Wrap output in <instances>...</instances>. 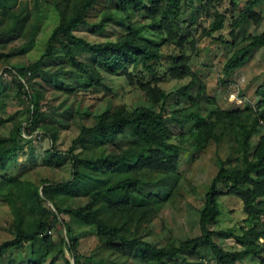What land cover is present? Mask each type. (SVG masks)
Instances as JSON below:
<instances>
[{
    "label": "trees",
    "instance_id": "16d2710c",
    "mask_svg": "<svg viewBox=\"0 0 264 264\" xmlns=\"http://www.w3.org/2000/svg\"><path fill=\"white\" fill-rule=\"evenodd\" d=\"M97 1L56 0L54 8L59 21L52 29L39 61L5 71L14 78L13 87L19 92L17 97L26 100L30 108L28 127H23L19 122L8 139H0V144L7 143L0 146V170L4 167L5 156L17 151L18 140L28 141L23 133L32 135L35 130L29 127L38 126L42 116L41 102L46 91L34 87L32 81L44 60H60L63 64L62 69L52 76L54 82L59 84L53 86L55 90L69 95L78 89H107L101 73L123 76L129 85L135 86L133 73L138 70L137 89L151 107L140 106L128 110L118 106L102 112L91 127H81L66 153L72 162L73 181L64 186L78 191L80 195L77 198H84L83 204L65 205L59 198H54V185L49 184L47 179L41 182L44 184L41 193L38 186L28 180L21 182L9 178L1 183L0 190L5 189L1 192L3 197L11 199V203L8 202L14 209L18 208V220L14 237L0 243V264H4L3 258L9 250L20 248L25 243L31 244L34 253L28 264H45L50 255L52 262L47 264H55L57 256L61 257L63 264H84L77 250L78 242L71 236L74 225L77 228H93L108 253L130 260L139 258L143 264H168V260L172 261L169 264H205L207 259L200 254L202 251L209 252L217 264H237L246 256L258 259V264H264V133H260L256 144L250 143L260 129L259 119H264V79L255 91L262 107L260 111L255 110L248 115L238 110L217 112V117L229 122L228 127L234 134L235 158L231 166L228 161H220L209 184L204 202L198 210L199 235L155 247L143 240L138 231L158 216L161 204L173 201L171 185L173 178L178 176L181 154L187 151L185 144L188 143L190 149L196 152L203 150L212 140L216 125L210 119L213 114L207 117L200 115L198 102L188 93L194 82L200 81V77L191 69V57L182 47L189 34L188 30L187 35L184 34L180 22L182 0H109L116 3L115 10L106 8L96 23L89 24L87 14ZM260 2L246 0L232 20L229 30L232 48H236L235 33L243 23L251 21L258 24L261 21L260 14L255 11ZM41 3V0H0L3 35L8 32L11 35L20 32L33 35L38 27L36 14ZM33 10L35 15H32ZM145 20L154 23L150 30L162 38L159 44H153L141 36L146 28L142 24ZM111 24L124 28L122 35L116 39L89 42L74 34L82 26L90 27L94 33H103ZM223 28L224 17L217 13L202 35L212 37ZM219 40L222 41V38ZM243 41L246 44L234 49L223 65V76L228 77L232 71L242 68L254 49L264 48V30L256 35H247ZM188 43L197 54L198 39L192 37ZM163 46L176 48L178 55L169 61L167 71L160 74L157 68L163 57ZM67 74L76 76V81L66 83L62 78ZM166 78L190 79L174 92L188 98L189 107L174 111L170 118H167L166 110L173 93H167L159 85ZM219 83L225 82L219 79ZM184 122L191 124L188 132L181 129V133H173L174 128L171 127L174 126L170 123ZM43 128L54 144L58 140L56 131L51 127ZM78 146L87 154L78 157L74 152ZM56 156L51 154V157ZM146 175L164 179L155 183L146 182ZM219 183L226 188L224 194L234 196L242 203L244 218L238 230L232 227L220 232L232 238L241 247L239 251L222 249L214 239L215 230L210 228L220 216L218 201L222 193L218 190ZM147 185L149 189L145 190ZM27 199L33 201L39 212L37 214L35 211L33 221L25 227L22 211L28 207ZM69 199L73 203L74 195H70ZM45 201H49L53 209H44L42 204ZM64 215L68 216V221ZM52 231L56 238L50 235ZM67 252L72 258L67 256Z\"/></svg>",
    "mask_w": 264,
    "mask_h": 264
},
{
    "label": "rangeland",
    "instance_id": "374dc122",
    "mask_svg": "<svg viewBox=\"0 0 264 264\" xmlns=\"http://www.w3.org/2000/svg\"><path fill=\"white\" fill-rule=\"evenodd\" d=\"M41 1L40 10L36 14L38 27L33 35L25 34V32H20L22 35L20 33L11 35L9 32L3 35L4 25H0V99L3 98L0 100V139H8L19 122L23 124V127H28L27 118L30 105L26 100L17 97L19 92L13 87L14 78L5 71L12 67H26L41 58L46 41L59 21L58 12L54 8L56 0ZM245 2L246 0H182L181 2L180 22L185 30L184 34L187 35L186 31H189L182 47L191 57L189 62L191 69L200 77V81L194 82L188 93L198 102L199 113L202 117L213 114L210 119L215 123L216 129L212 140L199 152L190 149L188 143L185 144L187 151L181 154L178 176L173 178V185H171L170 193L173 201L161 204L158 216L148 226L139 229L138 235H142L143 240L155 247L165 246L169 241L186 240L199 235L198 210L204 202V195L209 184L218 170L220 161H228L229 166L234 161V134L228 127L229 122L217 117V112L238 110L242 111L243 115H248L254 113L255 110L262 109L255 91L264 79V48L254 49L249 54L245 65L232 71L228 77L223 76L221 71L234 49L246 44L243 39L247 35H256L264 30V0H261L255 8L262 18L261 21L258 24L251 21L243 23L235 33L236 48H232L230 44L233 41L229 35L230 24ZM115 5L114 1L98 0L87 14L88 23H96L106 8L114 11ZM31 8L32 3L30 2ZM217 13L224 17V28L215 32L212 37H204L202 31L208 29ZM33 14L35 15L34 10ZM115 15L119 16L116 12ZM142 24L146 28L141 32V36L153 44H159L162 38L150 30L154 23L145 20ZM123 32L124 28L121 25L111 24L103 33H94L90 27L82 26L77 28L74 34L89 42H101L116 39ZM192 37L198 39L197 54L191 50L188 43ZM220 37L222 41L219 40ZM161 49L163 57L157 69L158 73L163 74L167 71L169 61L178 55V50L171 46H163ZM62 66L60 60H44L40 71L34 74L32 85L46 91L40 108L42 116L37 128H34V125L29 127L35 130V133L32 135L23 133V137L28 141L18 140L17 151L5 156L4 167L0 170V185L9 178L21 182L28 180L38 186V191L41 193L44 185L41 182L47 179L49 184L54 185L52 190L54 198H59L62 203L65 202V205L78 206L84 203V198H77L80 195L78 191L64 185L73 181L72 162L66 153L81 127H91L96 117L102 112L113 110L118 106L131 110L140 106L151 107V104L137 89L138 70L133 73L135 86L129 85L123 76L101 73L107 89H78L73 95H69L54 89V86L59 84L54 82L52 76L54 72L61 70ZM75 77L73 74H67L62 79L66 83H71L74 82ZM219 79L225 83H219ZM189 80V78L182 81L166 78L159 84L167 93H173L167 104V118H170L174 111L189 107L188 98L174 94ZM260 120L264 121L263 118ZM170 125L174 126L171 127L174 128L173 133H181V129L188 132V128L191 127V124L186 122L170 123ZM45 126L56 131L58 140L54 144L44 133L46 130L43 127ZM187 132L186 137H188ZM257 132L250 141L253 145L260 133H264V129H259ZM6 144L3 142L0 146ZM74 152L78 157H82L83 153L87 154L80 146ZM51 154L57 156L51 157ZM160 179L164 178L151 175L144 177L146 182L152 183ZM147 189H149L148 185L145 186V190ZM4 190H0V243L14 237L15 223L18 220V208L14 209L8 202L11 203V199L3 197L1 192ZM218 190L222 193L218 201L220 216L210 228L215 230L214 239L222 249L236 250L239 248L232 238L225 237L220 232L232 227L235 231L238 230V225L240 226L244 218L242 203L240 199L224 194L226 188L222 183L218 184ZM70 195H74L73 203L69 199ZM26 203L28 207L22 211L25 227L39 212L32 200L27 199ZM42 207L53 209L49 201H45ZM64 218L66 221L69 220L66 215ZM73 227L71 236L75 237L78 242L77 250L82 256V263L143 264L139 258L130 260L108 253L99 242L93 228H77L75 225ZM54 233L52 231L49 234L56 238ZM63 233L65 234L64 230ZM200 254L205 255L207 259L205 264H217L209 252L202 251ZM33 256L31 244L25 243L20 248L9 250L3 258V263L28 264ZM67 256L72 258L68 252ZM50 262H52V255L47 258L45 264ZM71 263H73L72 260ZM167 263H172V261L168 260ZM55 264H63L60 256H57ZM237 264L248 263L242 259Z\"/></svg>",
    "mask_w": 264,
    "mask_h": 264
},
{
    "label": "crops",
    "instance_id": "0c3cea01",
    "mask_svg": "<svg viewBox=\"0 0 264 264\" xmlns=\"http://www.w3.org/2000/svg\"><path fill=\"white\" fill-rule=\"evenodd\" d=\"M257 142V141H256ZM256 144V143H255ZM239 249H236L235 251L241 250V248L238 246ZM243 259L248 263V264H258V259L252 258L250 256L243 257Z\"/></svg>",
    "mask_w": 264,
    "mask_h": 264
},
{
    "label": "built area",
    "instance_id": "2783aa9c",
    "mask_svg": "<svg viewBox=\"0 0 264 264\" xmlns=\"http://www.w3.org/2000/svg\"><path fill=\"white\" fill-rule=\"evenodd\" d=\"M258 125H259L260 129H264V121H263V120H260V121L258 122ZM49 233H50V232H49Z\"/></svg>",
    "mask_w": 264,
    "mask_h": 264
}]
</instances>
